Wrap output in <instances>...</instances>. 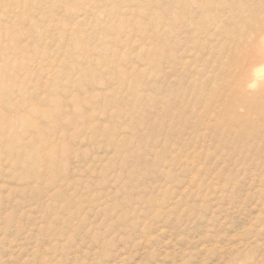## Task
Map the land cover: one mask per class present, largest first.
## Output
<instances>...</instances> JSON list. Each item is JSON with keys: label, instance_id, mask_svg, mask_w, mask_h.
<instances>
[{"label": "rangeland", "instance_id": "374dc122", "mask_svg": "<svg viewBox=\"0 0 264 264\" xmlns=\"http://www.w3.org/2000/svg\"><path fill=\"white\" fill-rule=\"evenodd\" d=\"M201 2L0 0V264H264V0Z\"/></svg>", "mask_w": 264, "mask_h": 264}, {"label": "bare ground", "instance_id": "6f19581e", "mask_svg": "<svg viewBox=\"0 0 264 264\" xmlns=\"http://www.w3.org/2000/svg\"><path fill=\"white\" fill-rule=\"evenodd\" d=\"M159 1H160V0H159ZM216 1H217V0H216ZM202 2H204V0H202ZM202 2H201V3H202ZM205 2H206V0H205ZM209 2H210V1H209ZM228 2H229V1H228ZM231 2H232V1H231ZM171 3H172V2H171ZM183 3H184V2H183ZM174 4H175V3H174ZM197 4H198V3H197ZM237 4H238V3H237ZM200 6H201V4H200ZM215 6H216V5H215ZM205 8H206V7H205ZM244 9H245V8H244ZM188 10H189V9H188ZM207 10H208V8H207ZM174 12H175V11H174ZM176 12H177V11H176ZM184 15H185V14H184ZM186 16H187V15H186ZM188 17H189V16H188ZM194 20H195V19H194ZM195 21H196V20H195ZM199 21H200V20H199ZM254 23H255V22H254ZM209 26H210V25H209ZM253 26H254V25H253ZM190 27H191V26H190ZM215 27H216V26H215ZM191 28H192V27H191ZM197 28H198V27H197ZM195 29H196V27H195ZM200 29H201V28H200ZM198 30H199V29H198ZM192 31H193V30H192ZM207 31H208V30H207ZM209 32H210V31H209ZM205 33H206V31H205ZM196 34H197V33H196ZM192 37H193V36H192ZM211 37H212V36H211ZM196 39H197V38H196ZM259 40L264 41V37L259 36V37L257 38L256 42H259ZM254 42H255V41H254ZM256 42H255V43H256ZM193 43H194V42H193ZM259 44H260V43H259ZM263 56H264V54H263ZM252 59H253V58H252ZM261 61H263V60H261ZM259 63H260V62H259ZM255 65H256V64H255ZM256 66H258V65H256ZM256 66H255V67H256ZM251 67H252V66H251ZM253 68H254V66H253ZM258 68H259V67H258ZM250 69H251V68H250ZM250 69H249V70H250ZM256 69H257V68H256ZM249 70H248V71H249ZM248 71H247V72H248ZM253 71H255V70H253ZM257 71H258V70H257ZM257 71H255V72H257ZM258 72H259V71H258ZM249 74H250V73H249ZM252 74H254V73H252ZM253 76H254V75H253ZM253 76H251V77H253ZM256 76H257V75H256ZM249 77H250V76H249ZM254 77H255V76H254ZM258 77H260V76H258ZM251 79H252V78H251ZM254 80H255V79H254ZM257 81H258V80H257ZM257 81H256V82H257ZM250 82H251V81H250ZM250 82H249V83H250ZM252 83H253V82H252ZM252 83H251V84H252ZM253 86H254V85H253Z\"/></svg>", "mask_w": 264, "mask_h": 264}]
</instances>
